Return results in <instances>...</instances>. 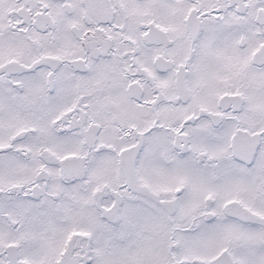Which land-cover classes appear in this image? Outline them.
I'll use <instances>...</instances> for the list:
<instances>
[{"label": "snow or ice", "instance_id": "6c2138e0", "mask_svg": "<svg viewBox=\"0 0 264 264\" xmlns=\"http://www.w3.org/2000/svg\"><path fill=\"white\" fill-rule=\"evenodd\" d=\"M0 264H264V0H0Z\"/></svg>", "mask_w": 264, "mask_h": 264}]
</instances>
